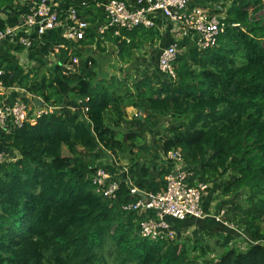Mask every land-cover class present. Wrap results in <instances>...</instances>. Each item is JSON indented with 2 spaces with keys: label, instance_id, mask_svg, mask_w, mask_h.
<instances>
[{
  "label": "trees",
  "instance_id": "trees-1",
  "mask_svg": "<svg viewBox=\"0 0 264 264\" xmlns=\"http://www.w3.org/2000/svg\"><path fill=\"white\" fill-rule=\"evenodd\" d=\"M86 1L74 2L81 19ZM13 2L0 0V8ZM262 11L264 0H230L219 19L224 32L217 43L179 53L175 78L150 67L108 78L98 73L94 58L64 47L51 74L15 59L0 64L3 87L24 92L18 100L32 104L39 97L60 107L34 124L0 132V151L11 158L0 165V264H104L106 248L116 264H264ZM116 31L110 41L126 65L121 72L140 65L137 52L160 38L143 27L108 33ZM98 38L89 27L76 45ZM127 108L136 113L129 117ZM176 150L188 183L212 188L200 202L204 216L175 224L169 219L179 235L172 240L145 238L139 221L153 214L125 212L122 206L142 198L133 188L146 195L165 190L173 165L163 157ZM111 156L127 161L129 178L114 200L96 193L91 183L96 168L114 171L102 162ZM218 190L221 198L211 210ZM189 229L198 234L191 243ZM205 233L222 243L219 255L209 256ZM241 236L257 243L241 248L234 239Z\"/></svg>",
  "mask_w": 264,
  "mask_h": 264
},
{
  "label": "built area",
  "instance_id": "built-area-1",
  "mask_svg": "<svg viewBox=\"0 0 264 264\" xmlns=\"http://www.w3.org/2000/svg\"><path fill=\"white\" fill-rule=\"evenodd\" d=\"M62 1L65 4V0H36L29 3L28 11L23 16V23L30 35L19 40L20 46L29 50L35 38H39L47 31L61 25L63 40L77 41L85 37L89 23L79 17L74 2L86 0H67L71 4L65 9L60 3ZM194 1L138 0L135 7L127 4L124 0L97 2L103 9L106 19L105 23L97 28L96 33L99 37H103L111 30L131 32L140 27L154 29L158 17L162 15L173 26L177 37L189 38L194 42L198 51L211 48L217 43L220 34L224 32V24L219 21V17L212 16L205 7L194 6ZM61 14L63 18H61ZM9 34L8 30L0 31V41ZM115 34L119 35L118 31ZM62 47L63 45H57L56 50ZM179 53L177 43H172L163 48L158 57V70L168 78H175L173 63ZM71 60L73 64L78 63L77 57H71ZM23 63L22 60L21 64ZM3 75L4 72L0 69V93L6 89L2 85ZM59 109L60 107L43 103L38 107L33 102L26 104L20 100H16L10 105L0 104V132L8 134L11 128L21 127L26 122L34 124L42 115L51 114ZM163 158L169 160L173 165L171 172L165 177V190L146 195L133 188L131 193L143 194L144 197L122 206V210L125 212H136L137 214L151 212L153 214V216L139 221L140 235L152 240L158 238L172 240L174 238L176 233L171 228L169 219L180 221L185 220L189 215L204 216L200 202L206 192L207 185L191 186L188 183V174L182 169V156L178 150L168 152ZM8 160H11L9 155L0 152V165ZM108 162L114 167V171L110 172L101 167L96 168L91 183L96 193L114 200L117 197L121 181L129 179L128 168L124 161L115 156H111ZM215 219L221 222L219 215L215 216ZM241 237L244 240L243 244L238 243L241 248L257 243L244 238V236Z\"/></svg>",
  "mask_w": 264,
  "mask_h": 264
},
{
  "label": "crops",
  "instance_id": "crops-1",
  "mask_svg": "<svg viewBox=\"0 0 264 264\" xmlns=\"http://www.w3.org/2000/svg\"><path fill=\"white\" fill-rule=\"evenodd\" d=\"M31 1L36 0H14L13 4L11 6L7 5L2 8H0V31L8 30L10 31V34L5 37V39L0 41V64H2L4 61L8 60H18L19 64H21L22 60L24 61L25 68H35L37 70H46L49 74L53 73L51 70V67L53 65L57 64V52L56 46L57 45H63L64 48H68L70 53L74 50H76L78 53H80L81 56H91L94 58L97 62V71L100 74L106 75V77H125L128 74H131L134 76L136 74V71L138 70V73L142 71L145 67H150V69H158V57L162 51L163 48L166 46L177 43L178 50L180 53L183 52H191L195 50L194 42L191 41L189 38H180L177 37L175 34V29L173 30V26L166 20L164 16H159L157 19V25L154 28V32H157L160 36V38L155 37L154 41L151 43H147L145 47H147L148 53L145 56H139L137 52V58H141V64L134 68H127L125 70L120 71L121 67H126V65H122L118 59H117V47L114 46L110 39H114L116 34L115 33H108L103 37H99L96 41H94L92 44H85V45H76V41H65L61 37L62 33V25L57 26L53 30L47 31L43 36L39 38H35L34 42H36L37 46L34 50H26L24 47H22L21 50H19V40L22 38H26V36H29V31L25 28L23 23V16L27 13L23 12V10L27 8L29 3ZM65 4H63V1L60 2L65 9L64 5H69L71 2L65 0ZM106 0H89L86 1L85 6H82V12L85 13V18H83L86 22L89 23V27L92 29L97 30V28L105 23V14L103 9L97 4V2H104ZM127 4L131 5L132 7H135L138 3V0H124ZM216 2L220 0H215ZM80 3V2H78ZM211 0H195L193 2V5H199L205 7L208 12L215 17H218L214 12H216V9H212L211 7L214 6ZM27 11V10H26ZM61 18L62 14H61ZM59 40H62L61 43H57ZM33 42V43H34ZM48 44V45H47ZM46 45L47 48H50L49 51H44ZM51 45V47H49ZM62 47V48H63ZM53 50V51H52ZM44 56L45 59L42 61L39 56ZM30 56V57H29ZM31 58V60L29 59ZM18 87L15 88H8L5 89L0 94L3 97V100L0 104L3 105H10L18 100V96H14V93L11 92L12 90H17ZM73 111L76 110V107H70ZM128 111L134 112L135 110L131 108H127ZM1 153H4L6 155H9L4 150L0 151ZM18 156V155H17ZM16 158V157H15ZM13 160V159H12ZM211 186L207 185L206 192L203 194V200L208 195V189H210ZM212 189V188H211ZM213 202V201H212ZM214 209V206L211 208V210ZM172 223H176L174 220ZM177 226V225H176ZM193 231V230H192ZM189 233L191 234V231L189 229Z\"/></svg>",
  "mask_w": 264,
  "mask_h": 264
},
{
  "label": "rangeland",
  "instance_id": "rangeland-1",
  "mask_svg": "<svg viewBox=\"0 0 264 264\" xmlns=\"http://www.w3.org/2000/svg\"><path fill=\"white\" fill-rule=\"evenodd\" d=\"M211 4H213L214 6H212L211 8L212 9H216L217 11L216 12H214V14H216L219 18H221V19H224V16H225V12H226V7L230 4V0H220L219 2L217 1V2H214V3H211ZM261 15H264V11H262L261 12ZM147 47H149V46H147ZM147 47H145V45H144V47H142L141 48V50H140V52L138 53V55L139 56H145V55H147L148 53H150V52H148L149 51V49H147ZM145 48H146V50H148V51H144L145 50ZM53 51V50H52ZM151 54V53H150ZM39 57H41V58H45L44 56H39ZM54 66V65H53ZM51 70H53V68L51 67ZM11 92H13L14 93V96H18V98L20 97V95L21 94H23L24 92L21 90V89H17V90H12ZM135 112V111H134ZM132 113L133 112H130V111H128V116L129 117H131L132 116ZM152 138H153V136H152V134H150V133H147L146 134V136H145V139H146V141L149 143V144H151V142H152ZM63 155L64 156H67L68 155V153H67V151L65 150V149H63ZM14 158V157H13ZM12 158V159H13ZM121 159L127 164V161L125 160V159H123L122 157H121ZM107 161H108V159L107 158H105V159H103V163H107ZM221 196V192H220V190H218V193L215 195V199L213 200V202H212V204H211V206L213 207L216 203H217V201H218V197L219 198H221L220 197ZM227 200V199H226ZM171 225V228L173 229V231L176 233V235H178V233H177V231L175 230V228H174V226H172V224H170ZM187 234L188 235H190V233L189 232H187ZM175 235V236H176ZM174 236V237H175ZM179 236V235H178ZM189 237H191V241H190V243L191 242H193V240L194 239H196L197 237H198V234L196 233V234H192V235H190ZM216 237L217 236H209V234H207V233H205L204 234V238H207V240H208V243L210 244V247L208 248L209 249V251H208V253H209V256H211V254H213V255H215V256H217V255H219L221 252H222V250H223V247L221 246V242L217 245V243H216ZM212 238V239H211ZM174 239V238H173ZM234 239H236V240H238L239 242H241L242 244L244 243L243 241H242V237H236V238H234ZM204 241H205V239H204ZM237 242V241H236ZM104 257H105V263L104 264H116V261H115V254H114V252L112 251V250H109L108 251V248H106L105 249V251H104Z\"/></svg>",
  "mask_w": 264,
  "mask_h": 264
},
{
  "label": "water",
  "instance_id": "water-1",
  "mask_svg": "<svg viewBox=\"0 0 264 264\" xmlns=\"http://www.w3.org/2000/svg\"><path fill=\"white\" fill-rule=\"evenodd\" d=\"M33 102H34V104H35V106H41L42 105V101L39 99V98H33ZM142 197H144L143 196V194H140Z\"/></svg>",
  "mask_w": 264,
  "mask_h": 264
}]
</instances>
